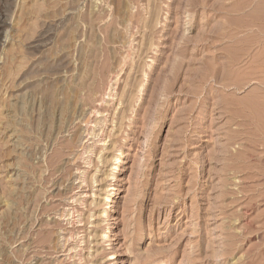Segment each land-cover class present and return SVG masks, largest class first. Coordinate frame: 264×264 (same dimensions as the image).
Wrapping results in <instances>:
<instances>
[{
    "label": "rangeland",
    "instance_id": "374dc122",
    "mask_svg": "<svg viewBox=\"0 0 264 264\" xmlns=\"http://www.w3.org/2000/svg\"><path fill=\"white\" fill-rule=\"evenodd\" d=\"M0 264H264V0H0Z\"/></svg>",
    "mask_w": 264,
    "mask_h": 264
},
{
    "label": "bare ground",
    "instance_id": "6f19581e",
    "mask_svg": "<svg viewBox=\"0 0 264 264\" xmlns=\"http://www.w3.org/2000/svg\"><path fill=\"white\" fill-rule=\"evenodd\" d=\"M2 29H3V28H2ZM116 69H119V68H116ZM115 72H116V71H115ZM115 72H114V73H115ZM118 72H119V71H118ZM118 72H116V73H118ZM114 75H115V74H114ZM117 75H118V74H117ZM117 75H115V76H117ZM112 76H113V75H112ZM146 76H147V74H146ZM146 76H145V77H146ZM113 79H114V78H113ZM117 79H118V78H117ZM108 80H109V79H108ZM115 80H116V78H115ZM107 83H108V82H107ZM111 83H112V82H111ZM114 83H115V81H114ZM141 84H142V83H141ZM110 85H111V84H110ZM142 87H143V86H142ZM111 88H112V87H111ZM109 89H110V88L106 86V88L103 90L104 93L102 94V97H101L100 102H103V103H104V100H105L104 98H105V96H109L110 99H113V100H114V96H115V94H114V93H113V94L110 93L111 89H110V91L108 92ZM112 89H113V88H112ZM138 89H139V86H138ZM113 90H115V89H113ZM113 90H112V91H113ZM141 91H142V89L139 90V93H140V94H141ZM114 92H116V91H114ZM135 93H136V92H135ZM140 94H139V97H140ZM97 95L99 96L98 92H97ZM97 95L95 94V96H97ZM129 95H130V94H129ZM135 95H136V94H135ZM137 95H138V94H137ZM132 96H133V95H132ZM136 97H137V96H136ZM139 97H138V98H139ZM96 98H97V97H96ZM132 98H133V97H132ZM132 98H131V100H133ZM94 99H95V98H94ZM98 99H99V98H98ZM106 100H108V99H106ZM106 100H105V102H106ZM113 100H112V101H113ZM135 100H136V99H135ZM108 101H109V100H108ZM110 101H111V100H110ZM95 102H97V101H95ZM98 102H99V101H98ZM130 103H131V102H130ZM132 103H133V102H132ZM135 103H136V102H135ZM104 104H105V103H104ZM107 104H108V103H107ZM131 105H132V104H131ZM131 105H130V106H131ZM134 105H135V104H134ZM134 105H133V106H134ZM97 106H98V105H97ZM107 106H108V105H107ZM130 106H129V107H130ZM98 107H99V106H98ZM131 107H132V106H131ZM103 108H104V107H103ZM93 109L95 110V108H93ZM100 109H102V108H100ZM94 110H93V111H94ZM89 111L91 112L92 110L89 109ZM108 112H109V111H108ZM110 112H111V111H110ZM97 113L99 114V111H96V110H95V113H94V114L96 115ZM105 113H106V112H105ZM87 114H88V113H87ZM101 114L103 115V111H102ZM106 114H107V113H106ZM109 115H110V114H109ZM93 116H94V115H93ZM90 117H91V116H89V118H90ZM108 118H110V117H108ZM98 119L100 120L99 117H98ZM101 119H102V118H101ZM110 119H111V118H110ZM130 119H131V118H130ZM87 120H88V117H87ZM92 120H93V119H92ZM96 120H97V119H96ZM96 120H94V121H96ZM89 121H90V119H89L88 122H86V123H89ZM94 121H93V122H94ZM97 121H98V120H97ZM108 121H109V120H107V117H105V118H103V120H101L100 122L103 124V127L106 128V127H107V124H108V123H107ZM117 121H118V120H117ZM120 121L122 122L123 120H120ZM91 122H92V121H91ZM109 122H110V121H109ZM121 122H120V123H121ZM101 123H99V125H101ZM90 124H91V123H90ZM90 124H89V125H90ZM92 124H93V123H92ZM95 124L98 125L96 122H95ZM114 124H116V123H114ZM85 125H86V124H85ZM120 125H122V124H120ZM120 125H119V128H120ZM91 126H92V125H91ZM84 127H85V126H84ZM95 127H96V126H95ZM121 127H122V126H121ZM89 128H90V127H89ZM91 128L93 129V127H91ZM99 128H100V127L98 126L97 129H99ZM104 128H103V130H101V131L99 130L100 132L98 131V133H100L101 136H103V134H104V131H105ZM100 129H101V128H100ZM112 129H113V128H112ZM125 129H126V128H125ZM80 131H81V130H80ZM95 131H96V129H95ZM106 131H108V130H106ZM89 132H90V131H89ZM124 132H125V131H124ZM84 133H88V132H84ZM81 134H83V133H81ZM92 134H93V133H92ZM96 134H97V133H96ZM100 134H98V135L95 136V137L98 138ZM78 135H79V133H78ZM104 135H105V134H104ZM84 136H85V135H84ZM91 137H92V136H91ZM93 137H94V136H93ZM83 138H84V137H83ZM90 139H91V138H90ZM94 139H95V138H94ZM100 139H102V138H101V137L98 138V141H97L98 144H99L100 142H103V141L100 140ZM105 139H106V137H105ZM107 139H108V138H107ZM84 140H85V139H84ZM103 140H104V138H103ZM105 143H106V142H105ZM105 143H104V144H105ZM101 145H102V144H101ZM118 151H120V150H118ZM116 153H117V152H116ZM119 156H120V155H119ZM119 160H120V158H119L118 156L115 155V161L118 162ZM114 163H116V162H114ZM116 165H117V164H116ZM116 165L113 166V167H115V168H113L114 170L117 169ZM114 172H115V171H114ZM114 176H115L114 173H112V177H114ZM82 178H83V177H82ZM84 180H85V179H84ZM83 182H84V181H83ZM111 195H112V194H111ZM114 195H115V194H114ZM83 197H85V196H83ZM86 197H87V196H86ZM106 198H107L106 200H108V201L110 200V196H108V197H106ZM83 199H84V198H83ZM83 201H84V200H83ZM72 212H73V211H72ZM67 216H68V215H67ZM74 220H75V219H74ZM75 222H76V221H75ZM82 223H83V222H82ZM80 224H81V223H80ZM80 226H81V225H80ZM74 235H76V234H74ZM78 238H79V237H78ZM103 238H104V237H103ZM79 239H81V237H80ZM59 240H60V239H59ZM62 240H63V239H62ZM89 240H90V239H89ZM64 243L66 244V242H64ZM83 243H84V242H79V243H78V246H79L80 244L82 245ZM86 243H88V242H86ZM72 249H73V251H74V248H72ZM75 249H76V248H75ZM80 249H81V247H80ZM84 249H85V248H84ZM80 251H81V250H80ZM71 252H72V251H71ZM77 252H78V251H77ZM76 254H77V253H76ZM80 254H81V252H80ZM112 255H113V254H112ZM70 256H71V255H70ZM74 257H76V256H74ZM69 259H70V258H69ZM71 259H72V258H71ZM79 259H80V258H79ZM79 259H78V260H79ZM79 261H80V260H79ZM82 261H83V260H82ZM77 262H78V261H77ZM78 263H79V262H78Z\"/></svg>",
    "mask_w": 264,
    "mask_h": 264
}]
</instances>
